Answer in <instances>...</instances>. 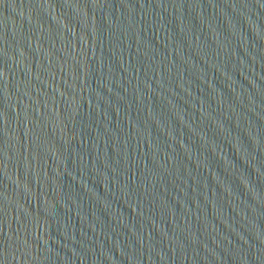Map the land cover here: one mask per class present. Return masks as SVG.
Instances as JSON below:
<instances>
[{
	"label": "water",
	"instance_id": "water-1",
	"mask_svg": "<svg viewBox=\"0 0 264 264\" xmlns=\"http://www.w3.org/2000/svg\"><path fill=\"white\" fill-rule=\"evenodd\" d=\"M0 264H264V0H0Z\"/></svg>",
	"mask_w": 264,
	"mask_h": 264
}]
</instances>
